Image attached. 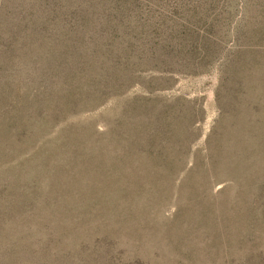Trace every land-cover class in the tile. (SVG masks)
<instances>
[{
    "label": "rangeland",
    "instance_id": "obj_1",
    "mask_svg": "<svg viewBox=\"0 0 264 264\" xmlns=\"http://www.w3.org/2000/svg\"><path fill=\"white\" fill-rule=\"evenodd\" d=\"M0 264H264V0H0Z\"/></svg>",
    "mask_w": 264,
    "mask_h": 264
}]
</instances>
